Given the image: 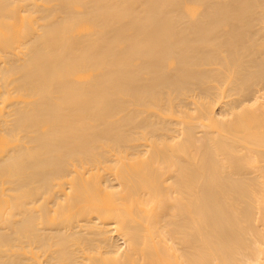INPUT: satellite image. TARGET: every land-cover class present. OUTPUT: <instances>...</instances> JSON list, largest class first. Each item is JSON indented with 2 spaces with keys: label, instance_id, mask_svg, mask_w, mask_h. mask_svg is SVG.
<instances>
[{
  "label": "bare ground",
  "instance_id": "1",
  "mask_svg": "<svg viewBox=\"0 0 264 264\" xmlns=\"http://www.w3.org/2000/svg\"><path fill=\"white\" fill-rule=\"evenodd\" d=\"M0 264H264V0H0Z\"/></svg>",
  "mask_w": 264,
  "mask_h": 264
}]
</instances>
